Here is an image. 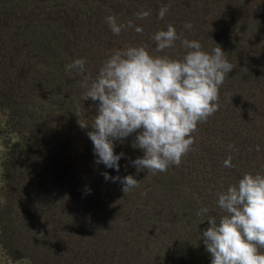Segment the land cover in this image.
<instances>
[{
  "label": "trees",
  "instance_id": "trees-1",
  "mask_svg": "<svg viewBox=\"0 0 264 264\" xmlns=\"http://www.w3.org/2000/svg\"><path fill=\"white\" fill-rule=\"evenodd\" d=\"M143 11L150 15L138 19ZM109 15L143 32L114 35ZM169 24L205 51L220 46L233 65L218 111L166 172L133 166L143 156L135 133L115 142L119 172L96 164L87 133L99 101L85 100L86 77L115 49L154 51V35ZM187 51L177 40L156 54L182 59ZM76 59L86 60L83 73L66 69ZM0 139V245L12 261L211 264L201 239L210 225L197 212L206 207L219 219L218 193L245 173L264 174V0H0ZM105 172L139 186L125 193Z\"/></svg>",
  "mask_w": 264,
  "mask_h": 264
},
{
  "label": "clouds",
  "instance_id": "clouds-1",
  "mask_svg": "<svg viewBox=\"0 0 264 264\" xmlns=\"http://www.w3.org/2000/svg\"><path fill=\"white\" fill-rule=\"evenodd\" d=\"M168 11L167 6L162 7L158 18L163 19ZM149 15L143 11L137 18ZM105 22L114 35L128 28L143 32L132 21L118 23L114 15L107 16ZM153 40L154 51L146 46L113 50L98 74L87 76L83 84L85 100L99 101L93 130L87 133L98 157L95 163L117 172L124 154L115 153V142L134 133L132 147L143 153L132 161L134 167L166 172L171 165L179 166L195 142L192 134L198 124L218 111L219 90L233 70L220 46L205 51L200 42L178 35L171 24ZM177 40L188 50L182 59L156 54L173 47ZM85 64V59H76L66 69L83 73ZM232 159L229 155L224 167H233ZM103 175L106 180L121 182L125 193L140 183L131 175ZM217 203L224 213L219 219L209 215L206 207L197 212V216H207L210 225L201 239L211 254V264H264L260 251L264 248V174L245 173L238 183L218 193Z\"/></svg>",
  "mask_w": 264,
  "mask_h": 264
},
{
  "label": "rangeland",
  "instance_id": "rangeland-1",
  "mask_svg": "<svg viewBox=\"0 0 264 264\" xmlns=\"http://www.w3.org/2000/svg\"><path fill=\"white\" fill-rule=\"evenodd\" d=\"M3 156H4V147H3L1 139H0V163H1ZM0 173H1V167H0ZM1 187H2V183L0 182V200H1ZM0 264H18L16 262L12 261L6 255V253L1 248V245H0Z\"/></svg>",
  "mask_w": 264,
  "mask_h": 264
}]
</instances>
